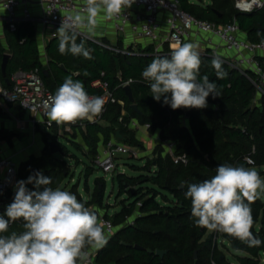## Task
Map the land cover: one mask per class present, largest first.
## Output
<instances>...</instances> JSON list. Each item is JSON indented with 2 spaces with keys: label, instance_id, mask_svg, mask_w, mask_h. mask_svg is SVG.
<instances>
[{
  "label": "trees",
  "instance_id": "obj_1",
  "mask_svg": "<svg viewBox=\"0 0 264 264\" xmlns=\"http://www.w3.org/2000/svg\"><path fill=\"white\" fill-rule=\"evenodd\" d=\"M236 2L237 0H210L209 5L202 6L191 3L190 0H180L181 8L198 19L218 25L236 21L249 41L264 42V11L255 9L250 13H244L236 8ZM74 37L76 44H83L88 50L89 57L74 55L67 49L61 53V38H54L46 47L48 64L43 66L34 24L21 22L14 31L5 28L4 38L0 35V81L6 88H10L11 84H7L5 80H11L13 74L20 70L40 68L43 80L53 94L65 78L71 75L73 79H79L84 83L86 91L91 95L99 93L91 85L100 78L102 71L106 72V80L113 89L121 82L133 79L131 87L141 114L131 109V102L124 88L120 87L115 94L118 99L125 102V107L122 108L118 104L110 105L102 117L106 125L83 120L85 130H81V134L87 150L77 143L74 147L92 164H95L100 154L101 141L106 145L117 132L127 145L141 147L136 139V132L128 126L131 118H135L141 124H150L153 133L159 130L161 140L175 141L176 154L186 153L189 158L187 165H177L169 156H164V149H159L158 156L153 161L142 167L131 166L133 171L137 172L136 175L129 176L121 170L117 172L114 180L118 183L119 195L127 194L128 199L133 201L130 204L122 202V211L111 218L113 224L115 227L116 224L122 225L137 207L140 208L141 214L133 219L132 224H124L108 238L107 244L97 251L96 262L232 264L221 249L213 248L211 236L203 240L207 229L195 224V218L191 215V202L186 198L185 192L188 184L199 183L214 176L218 165H242L244 157L249 154H252L255 167L264 166V95L259 94L256 75L249 72L246 76L225 59L219 58L225 75L218 77L216 70L211 66L213 58L211 52L200 54L202 63L199 77L207 75L210 81L215 82L219 96L215 99L209 96L208 107L204 109L190 108L189 130L181 125L185 108L173 110L163 103V98L160 101L155 100L150 89V81L142 76V71L156 57L151 47L138 54L122 53L101 48L93 41H85L76 34ZM164 51L162 56L170 57L171 50L168 46ZM6 53L10 54V57L6 74L3 75L1 64ZM258 60L264 65V57H258ZM123 109L127 114L122 117ZM121 117L122 121L119 120ZM15 136L14 133L0 131V141L10 143ZM50 137L53 138L52 135ZM47 139L45 135L48 143ZM58 144L61 152L65 156H70L69 151ZM78 163L81 164L80 160ZM63 165L65 162L51 154L47 146L41 157L32 156L20 165L19 176L21 180H27L33 175V169L38 168L39 172L51 178L50 187L57 188L67 173L61 169ZM92 173L93 166H87L86 176L89 177ZM260 175L263 177L264 172H260ZM183 182H186L185 187L180 189ZM105 183L104 179H98L91 200L81 201L88 207L95 204L102 208ZM27 187L34 188V185L27 184ZM160 199L163 200L162 203ZM251 209L254 219L253 232L260 220L263 224L256 233L257 239L262 242L259 246H249L245 241L224 234L234 250L248 253L246 257H238L239 264H261V254L264 253V204L257 199L251 204ZM23 230V226L15 225L9 227L8 233L4 235ZM122 242L140 245L153 251L167 250L168 254L161 259L155 254L124 246Z\"/></svg>",
  "mask_w": 264,
  "mask_h": 264
},
{
  "label": "clouds",
  "instance_id": "obj_2",
  "mask_svg": "<svg viewBox=\"0 0 264 264\" xmlns=\"http://www.w3.org/2000/svg\"><path fill=\"white\" fill-rule=\"evenodd\" d=\"M135 0H85L82 11L63 20L59 33L60 51L89 57L83 44H76L74 29L93 30L97 17L113 18ZM70 45V46H69ZM198 45L177 44L171 55L156 56L142 71L155 100L180 108L204 109L208 97L219 96L217 85L208 76L199 77L201 67ZM211 66L217 76L225 75L222 61L213 56ZM104 98L92 96L84 83L65 78L54 94L44 102L49 120L71 123L91 119L102 113ZM50 177L42 172L17 182L13 201L0 215V264H89L88 249H100L108 242L106 225L97 212L61 188L50 187ZM27 184H33L30 190ZM186 198L191 202V215L198 227L218 231L245 241L249 246L262 242L251 231L254 219L251 204L264 196V178L255 167L218 165L210 179L187 185ZM7 217V218H5ZM23 221V231L8 235L10 222Z\"/></svg>",
  "mask_w": 264,
  "mask_h": 264
},
{
  "label": "built area",
  "instance_id": "obj_3",
  "mask_svg": "<svg viewBox=\"0 0 264 264\" xmlns=\"http://www.w3.org/2000/svg\"><path fill=\"white\" fill-rule=\"evenodd\" d=\"M33 2H39L42 6V22L53 29L50 37L60 38L57 31L62 21H67L72 14L82 11L85 0H0V16L3 15L10 30H16L21 22L34 23L36 21V17L31 11ZM263 5L264 0H237L236 2V8L244 13L261 9ZM110 21L118 35L127 39L130 38L133 41L148 40L154 45L156 56L161 55L167 45L172 50L177 44L187 43L195 38L198 40L204 39L208 42L217 39L227 52L235 55L234 60L228 63L246 76L249 72L255 74L259 94L264 95V67L258 60V55L264 52V42L253 43L243 39L236 21L226 25H218L214 22L198 19L181 8L180 0H135L131 8L123 9L120 15L110 18ZM85 29L86 27H76L74 34L87 39ZM111 49L120 52L119 49ZM10 82L11 87L6 88L0 81V104H18L25 111L40 116L47 130H51L56 126L57 131L52 133V141L59 143V139L65 134L73 133V127L84 125L83 119L61 124L49 120L44 102L53 93L46 86L40 68L29 71L20 70L13 74ZM133 82V79L121 82L113 89L110 82L106 80V72L102 71L100 78L92 83V87L99 93L91 95L103 97L105 101L104 108L101 114L88 120L91 123L101 122L110 105L118 104L124 108V101L118 99L115 92L118 88H124ZM122 117L119 119L120 121L123 120ZM32 122L35 124L36 120ZM133 126L139 127L137 124ZM145 128L150 129V124H147ZM22 129L24 130V128ZM161 144L165 155L169 156L175 164H188L189 158L186 153L176 154L175 141L162 140ZM120 155L138 158L140 151L126 144L109 141L100 152L95 165L106 175L113 174L121 167L118 163V156ZM251 155H246L243 163L254 166L255 163ZM121 172H124V170H121ZM20 180L19 169L11 158L0 156V215L5 214L6 206L13 201L16 185ZM29 189L35 190L34 188ZM99 219L106 225L107 237H112L116 231L113 222L101 214ZM15 225L23 226V221L10 222L9 227ZM208 232L212 237L213 248L217 247L222 250L220 245L223 246L228 242L224 237L225 233L209 230ZM88 251L90 252L89 264H96V250L88 249Z\"/></svg>",
  "mask_w": 264,
  "mask_h": 264
},
{
  "label": "crops",
  "instance_id": "obj_4",
  "mask_svg": "<svg viewBox=\"0 0 264 264\" xmlns=\"http://www.w3.org/2000/svg\"><path fill=\"white\" fill-rule=\"evenodd\" d=\"M190 2L194 4L202 5V6H207L210 4V0H198V1L190 0ZM31 11L33 15L36 17V21L33 24H34V27L37 33V40H38V45H39V50H40L41 62L43 66H46L48 64V55L46 52V47L48 45V42L54 39L50 37V34L53 31V29L48 24H44L42 22L41 17H42L43 9L39 2H33L31 6ZM7 27L8 26L5 23L3 15L0 16V35L2 36V38H4V30ZM85 32L88 38L87 39L82 38V39L85 41H93L101 48H106L109 50H112L111 48H116V49H119V51L122 53L133 52V53L138 54L142 51H145L148 47H151L153 49V55H155L154 45H152L148 40H137V41L130 40L129 42H127L126 40L127 38L117 34V32L114 29L113 24L110 21V18H107L103 14L97 17L96 27L91 31H89L86 28ZM241 37L243 39H247L246 34L243 32L241 33ZM3 43L5 44L4 40H3ZM187 43L197 44L198 45L197 51L199 52V54H205L207 53V51H210L211 55L215 54L219 58L225 59L227 62L233 61L235 57L233 53L227 52L220 45L217 39H213L208 42V41H204V39L198 40L197 38H195V39L188 41ZM167 46L164 47V50ZM164 53L165 51L159 56H162ZM5 55L10 56V54L8 53H6ZM258 57L263 58L264 52H261L258 55ZM187 110H190V108H185V111ZM126 114H127V111L123 109L122 115L125 116ZM33 120H36L35 124H33L32 122ZM83 120L89 121L87 118ZM99 123L102 125L107 124L105 121H101ZM134 124H137L139 127H134L133 126ZM146 125L147 124H141L135 118H131L129 125H128L131 130H134L136 132V139L140 142L141 147L129 146L126 144V142L123 140L122 137L117 138L116 135L110 140L116 143L126 144L129 147L137 148L140 151L139 157L141 158L142 161H145L144 165L156 159L158 156L157 151L159 149H163V146L161 144L162 140L160 138V131L157 130L153 133L150 130L151 128L150 129L145 128ZM181 125L191 130L189 119H186L185 115L181 119ZM22 128H24V130ZM44 129L46 128L44 127L40 116H35L25 111L18 104H4V105L0 104V131L16 134V136L12 139L10 143L7 141H0V156L11 158V160L15 163L18 169L20 168V165L22 163L28 161L32 156L41 157L46 147L47 146L49 147V143L52 142L51 141L52 137H50V135H52L53 132L57 131V127L56 126L53 127L51 130H49L48 133L43 132ZM81 130H85V125H77L73 127V133L65 134L62 138H65L66 140L73 141V142L79 139L80 145L84 148V150H87V147L85 146V143L83 141ZM45 135H47L48 137L47 139L48 143L45 140ZM71 137L74 140H71L72 139ZM104 146L105 144L101 141L99 145V152H102ZM164 156H166L165 153H164ZM155 165H156V161L153 163L154 170H155ZM86 200L89 201V199H86ZM123 201H125L126 204H130V202H132L133 200L128 199V200H123ZM120 204H121V207L118 209V211H115L114 215L122 211L123 206H122V203ZM136 209H137V212L133 214L134 218H136L137 216L141 214L140 208L137 207ZM99 210H100L99 215L101 214L106 217L107 215L106 211L101 210V209ZM209 236L210 234L207 230L206 235L203 240L207 239ZM95 250L97 252L99 249H95ZM246 256L248 255L246 254L243 257H246ZM96 264L98 263L96 262ZM261 264H264V258L263 260H261Z\"/></svg>",
  "mask_w": 264,
  "mask_h": 264
},
{
  "label": "rangeland",
  "instance_id": "obj_5",
  "mask_svg": "<svg viewBox=\"0 0 264 264\" xmlns=\"http://www.w3.org/2000/svg\"><path fill=\"white\" fill-rule=\"evenodd\" d=\"M126 40L127 42H129L131 39L128 38ZM262 66L264 67L263 64ZM43 132L48 133L49 130L44 129ZM71 140L74 139L72 138ZM74 142L80 144L79 139L77 141L75 140ZM74 142L68 141L65 138L59 139V143L61 144V146L66 148L69 151L70 155L65 156L62 152L55 154L57 159L65 162V165H63L61 169L67 171L66 176L64 177V181L62 182L59 188L76 194L77 198L80 200H91V196L95 190L96 181L98 179H104L106 182V190L103 200V206L102 208H100L99 206L93 204L90 206V208L98 210L99 213V209L105 210L107 213L106 218L110 220V218H114L115 211H118V209L121 207L120 203L125 202L123 200H128L127 194H123L121 196L119 195L118 183L116 180H114V176H116L119 170H124V172H126V174H128L129 176L136 175L137 172L133 171V168L131 166L142 167L145 161H142L140 157L137 159L130 156L120 155L118 156V163L121 165V167H119L115 173L106 175L105 172L99 169L95 164H92L86 157L83 156L81 151L77 150L74 147ZM78 160H80L81 164L78 163ZM87 166H93V173L89 177L86 176ZM255 168L259 172H264V166H257ZM262 178H264V176ZM258 201H261L262 204H264V196L261 200ZM160 202L162 203L163 200L160 199ZM135 210L136 211H134V213L137 212V209ZM133 214L132 216H129L126 221L122 223V225L116 224V231H118L124 224H132L134 222ZM262 226L263 224L260 220L254 227L255 234L258 230H260ZM220 247L222 248V251L225 254L227 260L232 264H239L238 257H243L246 254L248 255V253H245L243 251L234 250L228 242H226L223 246L220 245ZM261 255V260H263L264 254Z\"/></svg>",
  "mask_w": 264,
  "mask_h": 264
},
{
  "label": "water",
  "instance_id": "obj_6",
  "mask_svg": "<svg viewBox=\"0 0 264 264\" xmlns=\"http://www.w3.org/2000/svg\"><path fill=\"white\" fill-rule=\"evenodd\" d=\"M261 10L264 11V5L262 6ZM216 14L221 17V14H219L217 11H216ZM9 55H4L3 57V60H2V65H1V69H2V73L3 75L6 74V68H7V64H8V61H9ZM62 68L64 69V66H62ZM45 74H47V71H45ZM5 82L7 84H11L10 80L9 79H6ZM124 91L128 97V99L130 100L131 102V109L134 110L135 112L141 114V111L139 110L138 108V105L136 103V100L134 98V95H133V91H132V87L131 85H126L124 87ZM185 117L186 119H189L190 118V110H187L185 112ZM116 136L117 138H121V135L119 132L116 133ZM49 150L51 152V154L55 155L57 153H60L61 152V149L59 147V144L55 141H52L49 143ZM243 165L247 166L245 163H243ZM37 172H39V169L38 168H35L33 169V175H35ZM185 184L186 182H183L181 185H180V189L184 188L185 187ZM263 198V196L261 198H258V200H261ZM98 214V218H99V211L98 210H95ZM252 233H253V236L257 239V236L256 234L253 232V230L251 229ZM122 245L124 246H128V247H131V248H134L135 250H138V251H145V252H148L149 254H155L156 256H158L159 258L163 259L167 254H168V251L167 250H156V251H153L151 249H146L140 245H131V244H127L126 242H122Z\"/></svg>",
  "mask_w": 264,
  "mask_h": 264
}]
</instances>
